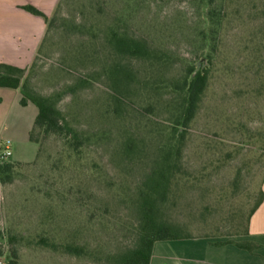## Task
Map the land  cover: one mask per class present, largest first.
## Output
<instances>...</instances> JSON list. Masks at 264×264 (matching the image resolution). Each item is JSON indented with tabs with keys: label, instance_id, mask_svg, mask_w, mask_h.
<instances>
[{
	"label": "rangeland",
	"instance_id": "1",
	"mask_svg": "<svg viewBox=\"0 0 264 264\" xmlns=\"http://www.w3.org/2000/svg\"><path fill=\"white\" fill-rule=\"evenodd\" d=\"M220 1L217 27L206 19V0H60L24 79L41 95L60 93L59 108L67 120L99 138L70 170L51 171L65 152L62 139H46L34 164L37 146L17 132L36 107L31 105L20 120L11 119L1 136L10 141L0 143L12 155L0 164L18 166L10 182L0 183V264L10 247L19 250L18 264H107V254L128 244L132 231L125 225L133 224V213L119 206L109 192L111 184L86 178V164L93 160L109 171L114 189L132 187L142 168L119 161L120 141L134 131L151 148L156 130L165 133L163 121L169 116L168 96H150L149 86L158 76L170 81L201 63L210 70L209 85L182 158L192 183H183L175 205L168 204V216L187 226L191 237H208L212 244L241 239L264 177V0ZM116 13L125 20L122 27L146 39L167 60L160 70L138 60L123 62L136 74L137 85L127 93L130 103L122 106L119 118L112 114L104 74L107 49L78 29H105ZM8 231L16 242H8ZM45 238L86 244L91 254L54 252L40 243Z\"/></svg>",
	"mask_w": 264,
	"mask_h": 264
},
{
	"label": "trees",
	"instance_id": "2",
	"mask_svg": "<svg viewBox=\"0 0 264 264\" xmlns=\"http://www.w3.org/2000/svg\"><path fill=\"white\" fill-rule=\"evenodd\" d=\"M216 2H219L220 5H217ZM205 4L209 8L206 14L207 21H211V26L219 27L222 14L221 1L206 0ZM59 6L60 0H58L51 17L45 16L33 6L23 7L26 12L44 20L46 33L43 39L55 21L54 14L59 10ZM121 17V15L115 16L105 29L87 25L78 28L79 32L84 31L92 37L90 40L92 44L99 43L101 48L107 49L108 60L104 66V74L111 92L109 98L113 106L112 114L116 118L122 116V106L126 107L125 104L130 103L127 93L137 85L136 74L123 62L138 60L146 62L150 67L158 70L167 65L163 52L152 48L146 39L130 34L125 26L122 27L125 20H122ZM43 39L36 54L45 40ZM35 59L36 56L33 60ZM209 62L212 64L211 55ZM203 65L201 63L199 66H191L183 74L170 81L158 76V79L149 86L148 94L150 96H168L165 108L168 110L169 116L163 121L167 124L165 133L156 130L158 135L152 138L154 141L151 148L145 144V139L134 131L128 133L126 138L120 141L117 154L119 161L128 167L142 168L141 176L132 187L128 190L114 189L115 185L112 181L114 176L109 171L93 160L86 164L84 172L86 178L98 184H104L105 187L111 184L109 192L113 193V198L119 206H126L133 213V224L125 225H130L125 229L129 232L132 231L129 243L121 250L107 254L105 256L107 264H149L155 243L193 239L187 226L170 220L168 204L175 205V201L180 197L179 189L185 186L183 183H192L183 168L182 158L188 129L195 120L209 85L210 70ZM25 71V68L20 69L0 64V87L18 89L21 94L20 104L26 106L30 103L37 109L32 128L28 133L29 142L37 146L34 164L41 158L44 141L50 136H55L62 139L65 152L51 164L50 170L58 172L70 170L71 166L83 157V151L99 136L91 135L74 127L59 108L60 93L44 96L35 92L28 81L24 79ZM84 83L86 82L81 81V85ZM160 135L165 137L158 139ZM17 166L9 163L0 164V183L10 182L16 173ZM263 199L264 194L260 189L259 197L247 216L243 236L247 235L249 219ZM93 217L94 213L90 215L91 219ZM6 238L10 244L16 242L10 231L7 232ZM40 243L49 250L59 251L68 256L85 257L91 254V248L86 244H76L75 242L59 244L54 241L48 242L46 238L41 239ZM213 244L215 246L233 244L249 252H253L257 247L254 244L235 242L234 240L215 241ZM95 253L96 251H93V255ZM18 259V248L10 247L8 255L5 257V264H18Z\"/></svg>",
	"mask_w": 264,
	"mask_h": 264
},
{
	"label": "crops",
	"instance_id": "3",
	"mask_svg": "<svg viewBox=\"0 0 264 264\" xmlns=\"http://www.w3.org/2000/svg\"><path fill=\"white\" fill-rule=\"evenodd\" d=\"M57 3L58 0H0V64L26 68L46 33L44 20L26 12L23 7L33 6L51 17ZM20 100L18 89L0 87V142L9 140L1 136L11 119L20 120L32 105L22 106ZM36 114L24 127L19 126L17 132L28 142ZM261 191L264 194V179ZM240 238L234 241L254 244L256 249L249 252L233 244L215 246L205 238L162 241L154 244L149 264H264V199L249 219L247 235Z\"/></svg>",
	"mask_w": 264,
	"mask_h": 264
},
{
	"label": "built area",
	"instance_id": "4",
	"mask_svg": "<svg viewBox=\"0 0 264 264\" xmlns=\"http://www.w3.org/2000/svg\"><path fill=\"white\" fill-rule=\"evenodd\" d=\"M11 156V152L8 146H1L0 148V161H5Z\"/></svg>",
	"mask_w": 264,
	"mask_h": 264
}]
</instances>
